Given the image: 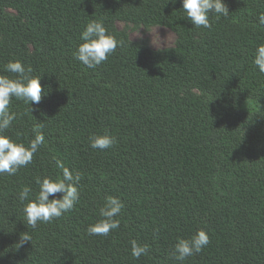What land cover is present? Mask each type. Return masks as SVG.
<instances>
[{
    "label": "trees",
    "instance_id": "16d2710c",
    "mask_svg": "<svg viewBox=\"0 0 264 264\" xmlns=\"http://www.w3.org/2000/svg\"><path fill=\"white\" fill-rule=\"evenodd\" d=\"M225 3L230 16L206 29L181 0H0V75L15 79L5 65L19 60L47 94L32 113L15 98L9 106L16 118L3 134L28 147L39 124L45 143L0 174V264H264V74L253 63L264 0ZM92 20L122 42L96 69L74 57ZM120 21L168 27L177 44L131 45ZM104 133L117 143L93 149L90 136ZM57 159L80 175L79 200L33 229L23 207L37 179L62 176ZM109 196L124 203L120 226L89 235ZM201 229L210 243L177 261L175 245ZM133 240L149 247L139 259Z\"/></svg>",
    "mask_w": 264,
    "mask_h": 264
},
{
    "label": "clouds",
    "instance_id": "9594fccd",
    "mask_svg": "<svg viewBox=\"0 0 264 264\" xmlns=\"http://www.w3.org/2000/svg\"><path fill=\"white\" fill-rule=\"evenodd\" d=\"M173 4L177 0H171ZM182 10L186 17L197 28L210 29L212 24L210 18L229 17V9L225 0H181ZM259 25L264 26V13L258 17ZM83 41L74 57L89 69H96L102 65L108 57L115 52L122 43L114 35L109 34L108 29L100 20H92L87 23L80 35ZM253 63L259 72L264 74V44L257 46ZM7 72L16 74V78L0 75V174L15 175L20 168L32 162L34 154L45 143V136L40 130L41 125L33 127V138L29 146L23 143H16L10 137L3 134V130L10 127L16 116L10 111L12 99L23 101L28 105L32 113L31 105H39L42 98L46 96L42 89L41 77L32 76L31 67H26L21 61H9L5 65ZM117 143L116 137L104 133L102 135L90 136V146L101 151L112 148ZM56 167L60 169L62 176L56 180L48 177L36 183L39 185L38 195L34 200L29 201L23 207V213L27 224L35 229L38 223H49L53 219L62 217L71 211L79 200L77 185L80 181L79 174H73L68 167L60 160L55 161ZM31 189L25 187L19 193L21 202L28 200ZM59 194V195H57ZM52 197V199H49ZM124 208V203L117 197L109 196L106 203L100 209V216L103 218L87 229L89 235L107 236L110 231L120 226L116 218ZM26 242H31V236L25 232L20 237L19 247ZM210 243V237L204 230H198L191 239H180L175 245L173 256L177 261H184L194 254L200 253ZM149 251L148 245H141L137 241H131V253L136 259L146 255Z\"/></svg>",
    "mask_w": 264,
    "mask_h": 264
},
{
    "label": "rangeland",
    "instance_id": "374dc122",
    "mask_svg": "<svg viewBox=\"0 0 264 264\" xmlns=\"http://www.w3.org/2000/svg\"><path fill=\"white\" fill-rule=\"evenodd\" d=\"M116 26L119 32L127 35L131 45H137L153 51H164L175 48L177 44L175 32L165 26L145 25L128 21H120ZM194 93L199 98H206L199 91H194Z\"/></svg>",
    "mask_w": 264,
    "mask_h": 264
}]
</instances>
